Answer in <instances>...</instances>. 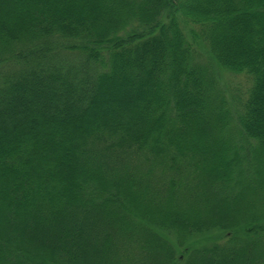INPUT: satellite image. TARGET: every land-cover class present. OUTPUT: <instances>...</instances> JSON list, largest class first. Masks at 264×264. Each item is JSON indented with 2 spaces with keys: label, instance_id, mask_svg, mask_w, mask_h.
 <instances>
[{
  "label": "trees",
  "instance_id": "obj_1",
  "mask_svg": "<svg viewBox=\"0 0 264 264\" xmlns=\"http://www.w3.org/2000/svg\"><path fill=\"white\" fill-rule=\"evenodd\" d=\"M0 264H264V0H0Z\"/></svg>",
  "mask_w": 264,
  "mask_h": 264
},
{
  "label": "rangeland",
  "instance_id": "obj_2",
  "mask_svg": "<svg viewBox=\"0 0 264 264\" xmlns=\"http://www.w3.org/2000/svg\"><path fill=\"white\" fill-rule=\"evenodd\" d=\"M222 78H223V82H226L227 84L226 88L228 89V92H227L228 95L231 94L233 97H236V96L240 98L243 97L244 91L246 90V87L249 84L247 77H245L244 75L242 76V75H235V74L229 75L228 74L225 77L222 76ZM224 236L226 235L225 234L221 235L217 233L214 239L212 238L213 235H209L206 237L198 236L194 240L196 243L202 244L203 242H206V239L209 241H211L210 239H213L212 241H214V240H217V238L224 237ZM190 241L193 242L191 239ZM185 243L188 244L186 240H185ZM181 251H183V248H181ZM176 255L177 257L179 256L181 258V255L179 253Z\"/></svg>",
  "mask_w": 264,
  "mask_h": 264
}]
</instances>
